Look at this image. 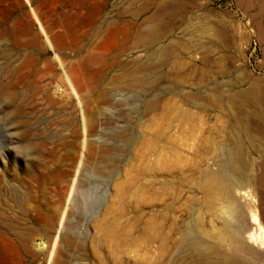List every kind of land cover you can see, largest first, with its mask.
I'll return each mask as SVG.
<instances>
[{
	"label": "rangeland",
	"instance_id": "rangeland-1",
	"mask_svg": "<svg viewBox=\"0 0 264 264\" xmlns=\"http://www.w3.org/2000/svg\"><path fill=\"white\" fill-rule=\"evenodd\" d=\"M27 2L0 4L7 264H264L228 237L264 228V0Z\"/></svg>",
	"mask_w": 264,
	"mask_h": 264
},
{
	"label": "bare ground",
	"instance_id": "bare-ground-1",
	"mask_svg": "<svg viewBox=\"0 0 264 264\" xmlns=\"http://www.w3.org/2000/svg\"><path fill=\"white\" fill-rule=\"evenodd\" d=\"M1 176V175H0ZM2 177V176H1ZM20 178V177H19ZM21 179V178H20ZM1 180V179H0ZM22 181V180H21ZM65 198V197H64ZM66 201V200H65ZM64 204V203H63ZM240 207V209L242 208V206L240 205L239 206ZM239 208H238V206H237V210H238ZM239 209V210H240ZM240 217V216H239ZM240 220V219H239ZM251 223H253V224H259V230H255V229H252L251 231H249L246 235H243L242 234V232L241 233H234V232H232V234H229L228 232H227V234H229L228 235V237L231 239V241H232V243H233V250H234V253H237V255H238V253L239 252H243V253H248V254H250L249 252L252 250V248H251V246L250 245H248L247 244V242H253V244H257L258 243V241L259 240H261V239H264V228H263V226L259 223V217H258V215L257 214H253L252 215V217H251ZM240 222V221H239ZM242 223V222H241ZM7 224V223H6ZM240 224V223H239ZM5 225V224H4ZM238 227V226H237ZM201 228V227H200ZM236 228V227H235ZM200 230H202V229H200ZM237 230H240V229H237ZM203 232V231H202ZM238 232H240V231H238ZM6 234V233H5ZM4 233L2 234V232H0V236L1 237H3L6 241H9L10 243L12 242L13 243V241H15V240H11V239H9V238H7V236L5 235ZM11 238V237H10ZM18 238V237H17ZM1 239V238H0ZM229 239V240H230ZM197 240V239H196ZM24 241V240H23ZM197 242H199V241H197ZM196 244H198V243H196ZM201 243L199 242V245H200ZM26 244H24V246H25ZM198 245V246H199ZM9 246H11V244H9ZM193 246H194V244H193ZM197 246V245H196ZM200 247H201V245H200ZM200 247L199 248H197V249H200ZM196 251H198V250H196ZM20 252V251H19ZM252 253V252H251ZM203 254V253H202ZM198 257H200V254H199V256ZM7 259H8V255H7V253H6V251L2 248V247H0V264H7Z\"/></svg>",
	"mask_w": 264,
	"mask_h": 264
},
{
	"label": "crops",
	"instance_id": "crops-1",
	"mask_svg": "<svg viewBox=\"0 0 264 264\" xmlns=\"http://www.w3.org/2000/svg\"><path fill=\"white\" fill-rule=\"evenodd\" d=\"M17 2H23V4H26L25 2H27L26 0H0V4L2 5H6L9 6L11 4ZM40 2V0H29V2H27L28 6H30L31 9L36 10L37 8L33 7L34 5H37ZM38 10V9H37Z\"/></svg>",
	"mask_w": 264,
	"mask_h": 264
}]
</instances>
